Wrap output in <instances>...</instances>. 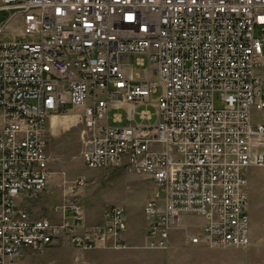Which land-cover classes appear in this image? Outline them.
<instances>
[{"label": "built area", "instance_id": "2783aa9c", "mask_svg": "<svg viewBox=\"0 0 264 264\" xmlns=\"http://www.w3.org/2000/svg\"><path fill=\"white\" fill-rule=\"evenodd\" d=\"M263 110L264 0H0V264L130 246L126 208L89 222L84 177L36 208L52 178L51 117L66 111L80 113L88 168L152 179L143 248L170 250L178 230L193 246L249 248Z\"/></svg>", "mask_w": 264, "mask_h": 264}, {"label": "rangeland", "instance_id": "374dc122", "mask_svg": "<svg viewBox=\"0 0 264 264\" xmlns=\"http://www.w3.org/2000/svg\"><path fill=\"white\" fill-rule=\"evenodd\" d=\"M145 64L133 65L143 74L144 68H151L147 57ZM132 74L131 70H128ZM158 87L152 94L153 103L161 96ZM155 113L152 105L139 108ZM80 113L61 112L51 117L49 131V155L52 178L48 191L37 202L38 211L48 213L64 200L66 189L78 177H84L87 184L80 200L85 206L89 222L100 221L104 210L110 205L126 208L129 215L130 246L127 249L83 251L71 245L52 247L44 252H27L19 264H264V243L249 248H208L193 246L187 242V233L178 230L170 250L143 248L146 232L143 206L154 190L152 179L135 176L122 169H90L82 160L83 124ZM255 121L264 122V110L255 111ZM156 121L154 116L153 122ZM251 213L258 234L264 232V168L252 171L250 179ZM194 230L202 222L188 218ZM258 243V242H257Z\"/></svg>", "mask_w": 264, "mask_h": 264}, {"label": "crops", "instance_id": "0c3cea01", "mask_svg": "<svg viewBox=\"0 0 264 264\" xmlns=\"http://www.w3.org/2000/svg\"><path fill=\"white\" fill-rule=\"evenodd\" d=\"M252 216V213H251ZM258 242V243H257ZM264 243V232L262 234H258L255 229V224L253 222L252 218V247H254V244Z\"/></svg>", "mask_w": 264, "mask_h": 264}]
</instances>
